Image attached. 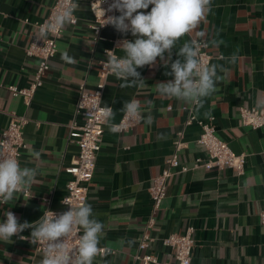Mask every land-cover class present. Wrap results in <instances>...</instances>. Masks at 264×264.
Segmentation results:
<instances>
[{"label":"crops","instance_id":"1","mask_svg":"<svg viewBox=\"0 0 264 264\" xmlns=\"http://www.w3.org/2000/svg\"><path fill=\"white\" fill-rule=\"evenodd\" d=\"M89 1L76 0L77 22L63 30L43 83L26 105L8 85H29L37 59L27 56L25 47L36 35L33 23L47 15L54 0H0V132L10 113L25 116V147L19 163L37 171L27 195L17 192L12 201L0 203V221L6 219V211H11L19 222L31 223L46 207H63L61 200L70 178L65 169L78 151L73 125L83 121L76 112L79 86L95 88L100 62L106 58L104 49L113 38L134 39L131 33L123 35L111 25L102 27V38L95 39L89 27L93 22ZM191 37L207 41L209 66L215 65L221 77L217 90L199 106L156 92L157 83L173 78L166 75L170 67L159 58L153 66L137 69L146 82L143 88L122 87L121 79L113 74L107 77L101 101L115 112L112 123L122 117L123 103L133 99L140 101L145 117L151 106L153 122L148 125L137 120L116 133L104 124L86 203L104 224L98 247L107 251L100 252L93 264H142L133 257L136 252L151 253L174 264L173 250L163 245L161 238L172 232L183 233L189 226L194 229L192 264H264V224L258 217L264 208V130L243 124L239 116L242 106L264 109V0H212L211 11L173 49V60L177 58L175 51ZM65 51L73 58L72 63L61 59ZM234 53L237 59L233 63ZM116 54L124 55L120 48ZM190 111L200 120L212 116L217 135L234 152L246 153L245 171L237 175L230 168L173 170L155 224L149 228L146 223L152 199L148 188L173 152L177 132L183 130L185 146L179 151L182 163L191 165L195 158L207 157L196 143L201 130L198 123L184 125ZM34 152L40 153L38 158ZM30 232L26 229L21 235L29 236ZM143 234L153 240L148 247L138 249ZM41 259L42 254L30 241L18 236L13 237L12 244L0 241V264H39Z\"/></svg>","mask_w":264,"mask_h":264},{"label":"clouds","instance_id":"2","mask_svg":"<svg viewBox=\"0 0 264 264\" xmlns=\"http://www.w3.org/2000/svg\"><path fill=\"white\" fill-rule=\"evenodd\" d=\"M104 2L100 0L99 8L103 25H111L123 35L131 33L134 38L118 43L117 48L123 51V56L112 54V50L106 51L108 59L104 66L124 82L122 87H145L146 82L137 69L153 66L159 58L165 67H170L166 75L173 77L155 85L159 95L199 106L203 98L217 90L216 82L221 77L217 76L215 65L202 64L199 42L185 41L175 51L177 58L172 59L173 49L181 38L196 29L211 11L212 0H112L107 9L101 7ZM150 6V11H142ZM78 7L76 0H63L59 10L39 27L35 38L45 43L50 35L62 32L74 22L73 14ZM106 12H118L119 15L106 16ZM198 35L202 37L204 33ZM61 59L73 62L66 51L61 54ZM236 59L234 53L231 62ZM120 110L129 121L143 120L148 125L153 122L151 106L145 117L141 103L136 99L124 102ZM100 113L111 132L121 130L119 125L112 123L115 117L112 107L106 105ZM32 155L38 158L40 153ZM36 176V169L22 168L17 159L0 158V203L12 201L17 192H27ZM61 203L69 205V209L61 213L45 211L31 223H21L13 212L6 211V219L0 221V241L12 244L13 237L18 236L20 240L43 245L39 264H93L101 251L98 245L104 234V224L95 218L90 204L73 206L66 199ZM26 229H31L30 235H21ZM74 235H78V242L71 247L69 240Z\"/></svg>","mask_w":264,"mask_h":264},{"label":"built area","instance_id":"3","mask_svg":"<svg viewBox=\"0 0 264 264\" xmlns=\"http://www.w3.org/2000/svg\"><path fill=\"white\" fill-rule=\"evenodd\" d=\"M62 2L63 0H54L53 4L50 5L48 9L47 15L42 20L33 23L36 31L59 10ZM111 2L112 0H105L101 7L107 9ZM88 4L93 15V22L89 25L90 30L95 39H100L102 38L100 36L101 28L105 26L103 25V15L99 10L100 0H90ZM107 15H119V13L106 12V16ZM73 16L74 22L71 24L77 22L75 12ZM62 34L63 31L50 35L45 43L43 41H38L35 38V35H33L31 36L28 45L25 47V54L37 59L36 71L27 87H18L17 85L10 84L8 85V89L13 95L22 96L26 105L30 104L35 91L42 85L43 77L49 69L50 59L57 52V42L62 37ZM123 39L127 38H113L111 40V45L104 49L106 58L100 62L99 79L95 88L88 90L83 84H81L78 89L76 112L82 116L83 121L80 125H73V127L75 126L76 128L73 134L77 136L76 143L78 151L71 164L65 169L70 174V178L66 183V191L62 197V200L66 199L67 202L73 206L84 204L87 201L89 182L93 177L96 157L102 146L103 127L106 122L101 118L100 109L104 108L106 105H103L101 100L107 77L111 74V72L104 66V61H107L108 59L106 51L112 50V54L117 55V45ZM190 40L197 41L201 44L200 60L204 66H209L211 55L208 52L207 41L197 37H191ZM97 93H99V95ZM167 108L170 109L171 107L168 106ZM239 116L243 124L252 128H260L264 130V109L242 106L239 108ZM26 121L27 119L25 116L16 115L13 112L10 113L6 125L0 132V158L11 157L17 159L18 162L20 161L19 159L22 149L25 147L24 125ZM136 121L137 120L129 121L123 113L119 122L115 124L120 126V131H124ZM194 121L198 123L201 129L196 139V143L206 151L207 157L205 159L197 157L191 165L182 163L179 157V151L185 146V143L182 140L183 130L177 132L173 152L165 159V165L162 170L151 179L148 188L152 199V209L146 223V226L149 228L153 227L155 224V215L166 197L167 179L172 174L173 170L186 172L196 167H204L205 169L230 168L237 175H241L245 171L246 153L234 152L228 143L217 135L216 129L213 125L212 116L207 120H200L190 111L188 117L184 121V125L188 126ZM22 193L27 195L28 191ZM62 205L63 207L59 210H51L46 207L42 212V215L45 211L61 213L69 209V205L63 203ZM258 217L259 221L264 224V208L259 211ZM193 230V227L189 226L183 233L172 232L161 238L162 244L173 250L174 264H192L191 250L193 245ZM152 240L153 238L150 237L149 234H143L138 241V249L148 247ZM77 242L78 235H74L69 240L71 247H75ZM36 248L42 254L43 245L37 244ZM100 249V252L107 251L104 247H101ZM133 257L142 264H171L168 261H160L156 255L151 253H144L141 255L136 252Z\"/></svg>","mask_w":264,"mask_h":264}]
</instances>
